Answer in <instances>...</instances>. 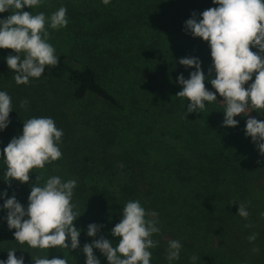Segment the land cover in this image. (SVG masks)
Instances as JSON below:
<instances>
[{"label": "trees", "instance_id": "1", "mask_svg": "<svg viewBox=\"0 0 264 264\" xmlns=\"http://www.w3.org/2000/svg\"><path fill=\"white\" fill-rule=\"evenodd\" d=\"M82 1L100 13L92 16L86 6L80 22L72 13L70 40L83 50L79 56L57 52L58 64L45 66L28 84H17L16 73L0 62V91L9 94L13 110L8 127L0 130V144L6 147L21 135L26 120L52 118L63 132L61 180L76 181L75 226L83 220L111 232L126 203L138 200L146 212L158 213L146 217L160 229L151 237L158 245L149 249L150 264H259L253 222L264 225V191L252 183L259 153L245 134L250 116L241 123L237 115L236 127L223 126L225 103L210 83L215 78L214 69L209 72L210 45L185 30L193 13L199 20L200 13L218 5L213 0ZM188 57L201 61L205 87L217 96L201 112L187 113L190 101L176 96L182 90L177 78L188 79L195 71L179 63ZM5 147H0V260L15 250L24 264H34L32 257H47L45 249L15 240L3 204L15 195L26 209L36 171L28 183L13 179L9 186ZM239 204L249 212L247 219L237 214ZM252 234L257 238L250 242ZM171 240L182 245L178 260L167 259Z\"/></svg>", "mask_w": 264, "mask_h": 264}, {"label": "clouds", "instance_id": "2", "mask_svg": "<svg viewBox=\"0 0 264 264\" xmlns=\"http://www.w3.org/2000/svg\"><path fill=\"white\" fill-rule=\"evenodd\" d=\"M41 2L0 0V13L11 10L7 18L0 19V49H11L16 53L7 56L6 63L16 73L14 80L17 84H28L30 78L42 76L45 66L58 64L55 48L48 43L49 33L45 25L47 23L56 30L66 27L67 9L60 7L49 18L42 12L33 15L22 11L25 7H37ZM102 3L108 5L110 0H102ZM213 3L218 7L204 10L200 13L202 19L198 20L193 13L192 18L185 22V30L209 43L212 58L209 72L212 69L215 71V78L210 79V83L225 103L223 126L236 127L239 122L234 117L245 112L249 104L253 109L264 110V0H213ZM252 48L258 51H252ZM179 63L194 67L195 71L188 79L182 74L177 78L182 90L176 96L190 101L187 113L201 112L205 102H214L217 96L205 87V75L198 58H182ZM253 75L254 82L245 87ZM27 104L28 101L23 100L20 107L25 108ZM12 111L11 97L6 91H0V130L8 127ZM245 134L251 137L264 156V121L248 118ZM62 135V130L56 127L52 118L33 117L26 120L22 134L14 137L3 149L4 176L9 186L13 179L28 183L33 169H43L47 163L60 159L62 152L58 142ZM41 179L42 176L38 175L26 209L15 195L5 200L3 208L7 209L9 229H15L16 241L31 248H69L67 241L70 238L71 249H77L80 230L73 222L80 214L73 210L75 206L71 203L76 181L63 182L58 176H53L40 186ZM237 214L244 219L249 216L246 207L240 204ZM156 216V212H146L138 200L127 202L120 222L111 229L112 235L119 238L118 244L113 246L112 241L103 236L86 243L82 249L86 255L85 264H100L93 253L94 248L106 256L108 264H150L152 253L149 249L158 245L151 237L160 229L155 219L146 217ZM101 227L89 224L87 235L95 237ZM256 238V234L248 237L250 242ZM181 247L178 240L169 241L167 259L178 260ZM15 252L9 250L7 260H0V264H24L23 256L17 258ZM32 259L34 264H67L65 258ZM191 259L195 261L197 257Z\"/></svg>", "mask_w": 264, "mask_h": 264}, {"label": "rangeland", "instance_id": "3", "mask_svg": "<svg viewBox=\"0 0 264 264\" xmlns=\"http://www.w3.org/2000/svg\"><path fill=\"white\" fill-rule=\"evenodd\" d=\"M87 6V10H90V14L92 16H97L100 13V10H96L93 5H89L82 0L75 2H69L68 0H42L41 4L37 7L28 8L25 7L22 9V11H28L31 12L33 15H36L38 13H44L46 18H49L53 13H55L60 7H65L67 9L66 18L68 20V24L66 27L59 28L58 30L52 29L47 23L45 25V28L47 32L49 33L48 36V43H50L55 48V54L57 52H65L68 55L75 54L79 56V54L83 51L82 49L77 46L75 41L70 40L71 30H73V26L69 27L70 23L74 22L75 19L73 18L72 13H78L77 19L80 22V17L82 11H84V8ZM72 8V9H71ZM11 14V10L8 12L0 13V19H5ZM77 22V21H76ZM109 41H107L108 43ZM111 43V42H109ZM112 46V44H110ZM84 49V48H83ZM90 49H88V52H90ZM258 50V49H257ZM118 54V53H117ZM117 54H114V58H116V61H121L122 56L118 57ZM9 55H16V53L11 49H0V62L6 61V57ZM255 79V77H254ZM253 79V80H254ZM246 87V86H245ZM128 92V87L125 88ZM249 115L250 118H256L258 120L264 121V110H257L253 109L251 105L246 108L245 112H243L241 115H239V118L241 119V123L245 122L244 117L245 115ZM243 127V125H242ZM0 147H5V145L0 144ZM258 155L255 157V161L257 163L258 167V173L257 177L252 181L253 185L255 187H258L259 190L264 191V156H262L258 150ZM62 162L61 159H58L56 161H53L51 163H47L43 169H35L36 171V182L37 183V176L41 175L42 179L39 181L40 186H43L44 183H46V180L53 176H58L60 179L62 178ZM31 192V191H30ZM30 192L28 193L27 199L30 195ZM28 201V200H27ZM29 203V201H28ZM85 217V216H84ZM87 220V218H85ZM74 226H75V222ZM92 223H87L86 221H81V224L79 226H75L78 230H80V236H79V247L77 249H71L70 247V238L68 239L69 248H50L45 249V252L47 253V257L49 259L52 258H60V259H66L67 264H85L86 262V255L83 253L82 249L83 246L86 243H92L94 240L99 239L101 236H103L105 239H109L112 241L113 246H116L118 244V239L112 235L111 232L107 231L105 228H100V231L97 233L95 237H90L87 235L88 225ZM254 228L258 232V239L259 241V247L257 250L261 251L260 255L261 257L258 260L259 264H264V225L260 228L258 227L256 222H253ZM238 241H242L243 237H240L237 239ZM239 242L236 243V248L234 250L233 256L238 251L239 248ZM225 246H222L219 248L220 251L224 250ZM94 255L99 259L100 264H108L106 256H104L99 249H93Z\"/></svg>", "mask_w": 264, "mask_h": 264}]
</instances>
